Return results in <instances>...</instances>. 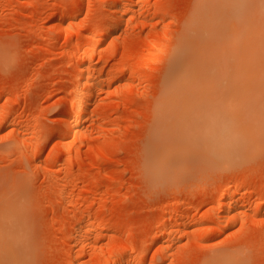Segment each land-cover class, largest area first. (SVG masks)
<instances>
[{
  "label": "rangeland",
  "instance_id": "obj_1",
  "mask_svg": "<svg viewBox=\"0 0 264 264\" xmlns=\"http://www.w3.org/2000/svg\"><path fill=\"white\" fill-rule=\"evenodd\" d=\"M117 1L0 0V264H107L104 250L116 259L129 254L124 264H264L258 74L232 67L219 82L221 90L246 86L255 113L239 116L240 123L229 108L239 89L220 91L213 148L200 137L176 151L155 148L164 102L181 100L179 81L189 56L206 43L205 13L215 1L119 0L127 8L123 24L111 29ZM243 19L236 21L244 29L231 21L218 39L222 50L240 47L242 66L253 49H264V25ZM229 186L241 188L232 213L238 222H229L223 206ZM203 218L210 230L198 241L191 232ZM168 228L177 230L166 251Z\"/></svg>",
  "mask_w": 264,
  "mask_h": 264
},
{
  "label": "bare ground",
  "instance_id": "obj_2",
  "mask_svg": "<svg viewBox=\"0 0 264 264\" xmlns=\"http://www.w3.org/2000/svg\"><path fill=\"white\" fill-rule=\"evenodd\" d=\"M214 1H215L214 3L207 6V11L205 13L207 15V19L204 20L205 24H206V28H204L206 31V43H204L199 48L195 49L193 54L191 56H189L188 67H187L188 69H186L184 71L185 74L183 73L184 74L183 78L179 81L180 92L178 95H180L179 98H181V100L179 102L177 100H174V101L165 100L164 112L161 116V119L159 120V122L156 124V127L154 128L153 143L156 145L155 148H157L161 151L164 150L165 148H173L174 151H176L177 146L184 141H186L192 145H194V144L197 145L196 140H195L197 137H200V140L203 139L202 143H203L204 147H206V149L208 147L213 148L215 146V142H217V132H218V130L216 128V122H217V119L219 118L218 115L221 112V108L219 106L220 104L218 103L219 101L217 102L218 98H220V96H219L220 91H222L221 92L222 94H220L221 96H223V95L225 96L227 94L229 96H231L230 94H232V92H234L235 89H236L235 92H237V90L239 89L238 90L239 93L238 94L235 93V94H237V96L234 97L235 99H231L233 101H232V103L230 102L231 104L229 106V108H231V106H232V113L237 114L236 112H233L234 108H235L234 110L238 111L239 114L236 115V116H238V119L236 117L237 121L239 120V116L241 117V115L243 116L244 120H246V118H250V116H253V113H255V111H254L255 106H254V104H251V102L245 101L247 98V95L244 93L245 92L244 90H243L244 92L242 91V89L245 88L246 86L240 87L241 84L236 85V83H235L234 85H231V86L228 84L231 87L230 89H229V86L226 87V85L225 86L222 85L221 86L222 90L220 89L221 83L225 82V80H226L225 78L231 76L232 75L231 73H233V71H231L230 68L235 67V68H233L234 74L238 73V75L239 74L243 75L247 72H251L252 74H258L259 79L257 80V82L255 84H253V86L260 89L256 92L260 93V95L262 97H264V95H263V93H264V51L263 50L264 49H261L258 52H256V51H254L253 48H249L248 51L253 49V52H251V53L254 55L252 56L251 59H249L247 61L246 64H243V66H242V62H245V61L237 58V55L239 54V51H240V47H233L231 50L227 49L228 51H226V50H222L221 45L218 46V43H219L218 39H220V38L222 39V37L224 39L225 35L227 34L226 33L227 23L231 24V21H233L236 28H237L239 26V24H241V22L238 21V23H237V21H236L239 19L240 16H241V19H242V17H244L243 20H245V21L242 20L243 22H246L247 19H248L247 22L250 20L251 22H249V23L251 24V26L254 25V27H256L259 25L260 26L264 25V18H263V23L259 24L262 22L261 20L259 22V19H260L259 16H260V12L262 10L264 11V0H225V2H223L222 0H214ZM237 4H239V5H237ZM223 5H225V6L231 5V6H230V8L229 7L223 8L224 7ZM125 7L123 6V2H120L119 0L117 1V4L113 8L114 9V13H113L114 14V23L110 22V23H112V25L111 24L108 25V26H110L111 29H113V28L118 29L116 27H118L119 24L122 23L121 19L123 18L124 12L126 11L125 9H127ZM256 10L257 11L260 10V12L259 11L257 12ZM254 11H256V13H253ZM257 13H259V14H258L257 19H256L255 14H257ZM261 15H263V14H261ZM111 16H113V15H111ZM203 17H205V16H202V18ZM228 21H230V22H228ZM257 22H259V23H257ZM246 23H245V26H246ZM242 25L243 24H241V26ZM244 28L245 27H243L242 29H244ZM242 29L238 30L239 34L237 33L236 35L235 34H233V35H235L237 37L243 31ZM227 42H228V40H227ZM232 42H234V41H232ZM228 43H231V39ZM230 46H232V45H230ZM225 53L227 54V56L224 55ZM228 55H229V58H228ZM222 56H223V58H222ZM224 58L225 59L227 58L226 64H223L225 62ZM222 60H223V62H222ZM228 60H229V62H228ZM225 65H227V66H225ZM238 70L241 72H237ZM228 81L229 80H227L226 82L229 83L230 81L229 82ZM219 82H220V85H219ZM251 85L252 84H249V86H251ZM225 87H226L227 91L225 90ZM223 88H224V90H223ZM193 89L197 90V92H199L197 94V96L192 95L191 92ZM229 96H228V98H230ZM78 102H79L78 104L83 109L86 108L87 105L84 103V101L81 100ZM261 105L264 106V104H261ZM206 113H209L208 117L207 116L205 117ZM230 116H231V114H230ZM198 117H199V119H198ZM233 117L235 119V116H233ZM195 119H197V121H195ZM239 122H240V120H239ZM228 123H230V122H228ZM233 123L237 124V122H235V120L233 121ZM240 123H242V122H240ZM169 124H173V126L171 127L172 128L171 130L166 129L167 125H169ZM217 124H218V122H217ZM236 124H234L233 127H231V128L234 129V126ZM238 126H237V128H239ZM189 127H192L194 129L197 128L198 129V135L196 136V135L188 134ZM224 127H223V130H224ZM240 128H241V126H240ZM237 130H239V129H237ZM237 130H235V132ZM230 132H232V131L230 130ZM58 133H59V131H58ZM62 133H65V130H64V132L62 131ZM224 133L227 134L228 132L224 131ZM236 133L233 136L236 137ZM218 135H220V133ZM225 136L226 135L224 134L223 137H225ZM227 138H226L227 142L229 139H230L229 141H232L234 139L232 136L227 137ZM231 138H233V139L231 140ZM223 142H221V143H223ZM233 142H235V141H233ZM229 143H232V142H229ZM226 146H224V147H226ZM233 146H235V143ZM224 147L221 146L222 150H224L223 149ZM222 150H220L221 153H223ZM33 151L36 154L35 149ZM226 153L229 154L230 152L227 150L225 152V155H226ZM221 158H223V157H221ZM216 159H212V161H215ZM201 160L202 159H200V160L198 159V161H201ZM209 160H207V162ZM222 160H224V158ZM233 160H235V159H233ZM207 162H205V163L208 164ZM202 163H203V161H202ZM180 164H181V162H180ZM226 190L227 191L225 192V194H227V195L223 197V199H224L223 206L225 209L228 210L226 212L227 213V215H226L227 219L233 220V218H234V220L236 219V221L238 222L237 215L235 216L232 213H233V210H235L234 208L238 202L239 197L242 195L241 188H240V186H236V187L229 186V187H227ZM218 194L220 195L221 192H219ZM208 198L209 199L207 200V202H209V203H214L217 200L216 197L213 199L210 197H208ZM238 212L241 213V210ZM222 217L223 216H221L220 218H222ZM223 218H225V217H223ZM228 220H226V221H228ZM230 220H229V222H230ZM250 220L252 221L253 218ZM206 221L209 222V220H207V219L204 220V218L201 219V221H199V222L197 221V223H194L196 225L197 229L193 230L192 232L190 230L191 236L193 238L197 239L198 241H201V238L207 234V231L210 230V227L209 228L205 227V224L207 223ZM210 221H214V223H216V222L218 223V221L220 222L219 219L217 221L216 220H210ZM236 221H234V222L236 223ZM247 222H248V220L247 221L242 220L241 224L245 225ZM227 224L228 223H226V226H228ZM178 225H179V222H178ZM86 228H88V227H86ZM86 228L82 227V230H84V231L86 230L88 232L91 230V232H92L91 228L90 229L89 228L86 229ZM173 228L172 229L168 228L169 234L165 235L162 239V242H161L163 245L162 247H164L166 249V251H167V247H168V245H166V243H167L166 241L169 240V242L171 243L173 238H175L172 236V234H174V231L177 229H175L173 231ZM93 230H95V229H93ZM172 247L170 249H172ZM132 250L133 249H131V251ZM169 252H171V251L169 250ZM108 253L111 254V256H113L114 259H112L111 257H108L109 256V255H107ZM102 256L104 258H107V264H124L125 263V257L129 256V254H123V253L117 254V259H116V253L115 252H113L112 250L105 252V250H104V252H102ZM130 257H131L132 263L140 262V260H141L138 257H136V258H132V256H130Z\"/></svg>",
  "mask_w": 264,
  "mask_h": 264
}]
</instances>
